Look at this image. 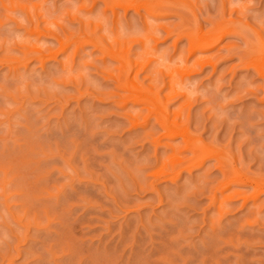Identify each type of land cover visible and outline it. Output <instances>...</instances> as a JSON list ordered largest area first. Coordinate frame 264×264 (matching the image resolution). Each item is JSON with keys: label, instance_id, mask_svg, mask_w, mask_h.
I'll return each instance as SVG.
<instances>
[{"label": "rangeland", "instance_id": "obj_1", "mask_svg": "<svg viewBox=\"0 0 264 264\" xmlns=\"http://www.w3.org/2000/svg\"><path fill=\"white\" fill-rule=\"evenodd\" d=\"M166 2L113 14L102 0H0V264H264V191L222 171L264 181V0ZM214 20L234 29L187 54L175 29ZM89 36L129 56L159 103L118 85L119 59ZM251 41L262 66L247 64ZM184 57L205 63L180 93L168 70ZM161 113L224 167L210 155L190 169Z\"/></svg>", "mask_w": 264, "mask_h": 264}, {"label": "bare ground", "instance_id": "obj_2", "mask_svg": "<svg viewBox=\"0 0 264 264\" xmlns=\"http://www.w3.org/2000/svg\"><path fill=\"white\" fill-rule=\"evenodd\" d=\"M94 1H96V0H93V2ZM102 1L104 3V7L110 8V10L112 11L113 14L118 13L117 7H121L124 11L128 10L129 8H132L136 11H139L141 8H144L146 11H148L150 13H156V12L163 11L164 7L166 5H168V4H166L167 0H102ZM215 22H213L214 25L207 32H203V30H201V28L199 26H196V25H195L196 27L195 26L192 27L191 25H185L184 28H182V29H178V28L175 29L177 37L185 36L188 39L189 48L187 49L188 50L187 54L191 53L195 48H201L202 46H204L205 44H208L212 40L218 39L221 35L223 37V34L225 32L227 33L230 30L234 29L233 28L234 25L232 23L227 24L221 20L217 21L216 23ZM184 24H187V23H184ZM231 25H233V27ZM182 27H183V25H182ZM179 28H181V27H179ZM177 30H179V31H177ZM170 31L173 32L172 30H169L168 31L169 34L171 33ZM157 33H159V32L154 31L152 33V36H151L155 40L160 39L159 36L157 37ZM55 34H54L55 37L57 36L60 38V35H57V34L55 35ZM84 39H87V40H84ZM84 39H83L84 42H90L95 48L99 49L102 53L110 55L111 57H114L116 59H119L120 73H118V75H116V76L113 75V78L117 81L118 85H120L121 87H123L126 90H129V92H131L130 95L134 96V98H133L134 100L140 101V102H153V103L156 102V103H159V98L157 95L156 96L150 95L149 91H147L144 86L137 84L136 80L138 81V77L136 78V74L134 75V78L130 79L129 74H131V70L134 68V66H133V63H132L129 56H127L126 58H119L118 52L115 50V46L114 45H111V46L108 45L107 43L104 42L103 39L93 38L90 36L87 38H84ZM176 39H178V38H176ZM148 40L149 39H147L146 41L143 42L145 47H148L147 46ZM67 42H68V40H67ZM81 42L83 43V41H81ZM251 42H253V41H251ZM256 44L257 43L253 42L249 46L250 51H248V53L250 56V63H248L247 61L246 62H247V64H255L257 66V65H260V64H258L260 61L257 62L256 58H252V60H251V56L253 55L254 51H258L259 49H261V48L257 47L258 44H257V46H256ZM78 46L79 45H77V47ZM62 47H66V46L64 44H62ZM62 47H61V49H62ZM256 48H258V49L256 50ZM63 49H65V48H63ZM262 49H263V47H262ZM149 52H150V50L148 49L147 53H149ZM55 54L56 53H49L48 55H51V58H52V56H55ZM41 59L43 61L42 57H41ZM253 59H255V60H253ZM150 60L151 59H149L148 62H150ZM204 63H205V61L204 62L200 61L199 63H195V64L191 65L187 62L186 58L184 57L183 60H181V63L179 64V66L177 64V67L175 66L173 68H170V70H168V72L170 73V77H171L170 84H171L172 91L176 90V92L177 91L180 92L181 90H177L178 88L180 89V87H182L184 89L183 86H185V85H184V80H182V79L186 80L188 78L187 74L188 75L189 74L191 75V73L193 74V70L195 69L196 65L199 64L200 65L199 67L201 68L202 64H204ZM146 65H148V64H146ZM143 66H140V68L142 67V69H143ZM260 66H262V65H260ZM196 70L198 71V69H196ZM157 71L159 72V70H156V73H157ZM259 72H261L262 73L261 75L264 76V66H263V69H261V67L259 68ZM185 76H187V77L185 78ZM178 80H182L181 83L183 85L182 84H181L182 86L179 85L180 87H178V85H177ZM176 86H177V88H176ZM185 92L186 91H182V94H184L185 97H187V100H189L190 97H188V95H189L187 93L188 91L186 92L187 94ZM177 94L179 95V93H177ZM191 99H192V96H191ZM157 122L160 126H162L164 128V130L168 134H171V135L177 134V135L182 136L183 140L186 143V146H188V148L191 150V152L193 154L192 156H193L194 160L193 161L191 160V162L189 161L190 162L189 163L190 169H191V167H194L191 164H194V165H195V163L198 164L199 162L202 161V159L204 157L210 156V155L211 156L213 155L214 157L216 156L217 159H219V163L221 164V165H219V167L220 166L224 167V166H222L223 161L220 157L219 152H217V150H215V149H212V148L204 145L198 138L194 137L188 129V126H187L188 123L183 122V125L182 124L179 125L176 118L173 121H171L169 119L168 115H166V113L165 114L161 113L160 115H158ZM155 141H156V143H158L157 139ZM181 163H183V162H181ZM190 165H191V167H190ZM187 166H188V164H187ZM187 166H186V168H187ZM181 170H182V168H181ZM222 171L225 175L223 184H228L231 181L246 182V183L251 182L253 184L255 192L264 191V181H262V180L254 179L250 176H247L246 174H244L242 172H239V170H236L235 168H231V167H227V166L222 168ZM172 177H174V176H172ZM152 184H153V182H152ZM244 199H246V198H244Z\"/></svg>", "mask_w": 264, "mask_h": 264}]
</instances>
